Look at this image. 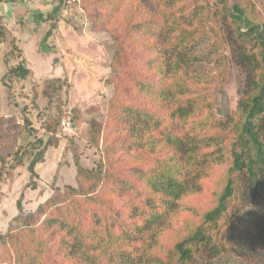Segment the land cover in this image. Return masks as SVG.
<instances>
[{
	"label": "trees",
	"instance_id": "obj_1",
	"mask_svg": "<svg viewBox=\"0 0 264 264\" xmlns=\"http://www.w3.org/2000/svg\"><path fill=\"white\" fill-rule=\"evenodd\" d=\"M179 1L167 2L174 7ZM210 1L214 5L219 0H187V3L210 4ZM80 3L94 28L114 31L117 42L110 63L116 73L106 82L113 84V96L104 104L103 121L87 120L81 135L87 148L94 149L96 160L90 167L82 166L74 150V138L70 139L72 148L68 150L73 153L75 186L55 187L51 197L32 212L26 211L19 200L16 202V214L0 233V264L11 262L10 247L14 250L12 264H51L50 243L44 239L43 226L45 220L66 222L65 215L70 216L67 224L74 232L73 245L65 256L56 254L59 260L54 259L52 264H190L196 251L192 248L210 244L214 245L208 249L211 254L222 253L223 246L215 243V228L227 217L230 205L238 201L237 196L240 194L239 200L244 204L264 202V21L251 19L249 9L237 1L227 10L228 15H222L227 28L232 23L244 30L235 39H227L232 60L245 73L244 87L236 104L237 118L232 124L236 133L232 163L215 205L204 213L201 224L188 237L168 251L159 248V227L169 220L179 200L190 190L193 183L189 182V176L196 178L198 174L191 171L197 144L188 134L195 132L200 124L204 96L209 91L201 90L188 71L193 57L187 44L193 37L176 39V22L166 28L161 23L156 25L154 16L148 15L145 0H81ZM259 3L264 10V0ZM57 12L55 8L36 19L50 25L48 34L56 28ZM5 31L0 18V42ZM169 34L171 42L166 40ZM10 44L11 49L3 56L7 71L1 78L8 103L16 85L24 90L29 74L15 37L10 39ZM63 86L61 78H45L31 85L30 97H25L39 114L37 122L42 132L37 131L34 141L17 147L9 159H0V183L11 175L10 170L19 167L26 169L30 180H36V166L59 143L56 136L64 115ZM73 115L69 124L77 130L83 118L79 109H73ZM138 131L142 138L135 136ZM150 136L157 139L151 142ZM136 146L149 152L146 158ZM118 148L127 160L111 161L109 153ZM129 150L133 152L126 156ZM236 174L240 175L239 179ZM200 177L198 174L197 178ZM118 180L134 186L121 194ZM29 186L35 189L34 185ZM130 192H136L144 204L120 212L118 197L131 196ZM130 213L135 216H127ZM108 215L117 224H110ZM209 227L215 234L208 232ZM253 238L256 239L251 244L263 238L252 255L256 256L257 264H264V232L260 230ZM152 241L156 244L150 246Z\"/></svg>",
	"mask_w": 264,
	"mask_h": 264
},
{
	"label": "rangeland",
	"instance_id": "obj_2",
	"mask_svg": "<svg viewBox=\"0 0 264 264\" xmlns=\"http://www.w3.org/2000/svg\"><path fill=\"white\" fill-rule=\"evenodd\" d=\"M80 1L68 0L63 4L65 0H16L14 3L0 4V15L7 22L14 18L15 26L9 27L17 30V35L5 31V37L0 42V159H9L17 147L34 141L36 133L42 132L37 122L39 114L29 104V98L25 97H30L31 85L45 78H61L64 81L61 92L64 115L60 120L61 131L56 136L58 146L50 148L44 162L36 166L35 181L29 179L25 168L19 167L10 170L11 175L0 183V233L4 232L7 222L16 214L18 200L26 211L32 212L51 197L55 187L62 189L65 185L75 186L73 153L69 151L72 148L69 144L72 137L76 145L74 150L78 153L82 166L90 167L96 160L94 149L87 148L81 135L87 126V120L94 118L103 121L104 104L113 96L114 86L106 82L112 73H116L110 63L117 42L114 31L94 28L84 15ZM167 1L145 0L150 11L148 15L154 16L156 25L161 23L164 28L176 22V39L186 35H190V39L193 37L191 43L187 44L190 48L189 55L193 57L188 71L193 77L192 81L199 83L201 90H209L204 96L200 124L195 132L188 134L193 137V143L197 144L191 171L201 177L197 178L198 174L196 178L189 176V182L193 183L190 190L179 200L169 220L159 227V248L171 251L201 224L204 213L215 205L232 163L231 150L236 140L232 124L237 118L236 104L239 91L244 87L245 73L232 60L227 39H235L244 30L232 23L227 28L222 15H228L227 10L235 1L248 8L250 18L255 21H264V10L259 0H219L214 5L211 1L210 4L199 2L193 5L188 4L187 0H180L174 7ZM55 8H58L56 28H52V34H48L50 25L36 19L45 17ZM10 35H16L17 46L29 74L24 90L16 85L11 91V103H8L7 89L2 85L1 78L7 71L3 56L11 49ZM166 40L171 42V34L166 36ZM214 100V104L206 109ZM73 109H79L82 115L80 127L75 130L70 124L64 129L61 121L64 119L70 123V118L74 116ZM29 129L32 131L29 132ZM135 136L142 138L140 131ZM154 137L150 136L151 142L157 139V136ZM121 138L122 134L119 139ZM139 151L143 152L144 158L149 154L140 148ZM132 152L133 150H129L126 156ZM122 153L119 148L112 150L109 153L111 161L127 160L121 156ZM235 177L239 179L240 175L236 174ZM29 185H34L35 189ZM117 185L121 194L131 191L134 186L127 183L125 185L123 180H118ZM121 194L117 204L120 212L129 211V208L140 203L144 204V200L136 192H130L131 196ZM239 195L238 201L230 205L227 217L219 221V227L215 228L216 234L208 228L210 234H215V243L223 246L222 253L211 254L208 249L213 244L205 247L200 245L199 248H192V251H196L190 264H257L258 261L254 258L256 256L252 254L259 248L263 238H259L261 241L258 240L257 244L251 243H254L252 241L256 238L253 237L260 230L264 232V202L244 204L239 200ZM134 210L132 209L133 212ZM241 215L248 219H243ZM127 216L135 215L130 213ZM69 217L64 216L66 222L55 220L52 223L45 220L44 239L46 237L47 244L50 243L48 259L53 263L54 259L59 260L56 254L65 256L73 245L71 239L74 232L67 224ZM108 221L112 225L117 224L110 215ZM94 222L99 223V220L94 219ZM170 229H174L173 232ZM155 244L152 241L150 246ZM55 245L60 248L55 249ZM10 252L12 262L14 250L11 247ZM173 254L174 263L176 252ZM11 262L1 264H12Z\"/></svg>",
	"mask_w": 264,
	"mask_h": 264
},
{
	"label": "crops",
	"instance_id": "obj_3",
	"mask_svg": "<svg viewBox=\"0 0 264 264\" xmlns=\"http://www.w3.org/2000/svg\"><path fill=\"white\" fill-rule=\"evenodd\" d=\"M23 1H30V0H23ZM33 1V0H32ZM1 2H4V4H8V3H14V2H12L11 0H1L0 1V4H1ZM0 18H1V20H2V25L5 27V29H6V33L8 32V33H10V32H13L14 34H16L17 35V30H16V28H10L9 27V25H13V26H15V23L13 22V21H15L14 20V18L13 19H11V22H7V20H5L1 15H0ZM7 23H9V24H7ZM16 35H13L14 37H16ZM10 38H12V36L10 35L9 36ZM6 39H7V37H6Z\"/></svg>",
	"mask_w": 264,
	"mask_h": 264
},
{
	"label": "built area",
	"instance_id": "obj_4",
	"mask_svg": "<svg viewBox=\"0 0 264 264\" xmlns=\"http://www.w3.org/2000/svg\"><path fill=\"white\" fill-rule=\"evenodd\" d=\"M69 125H70L69 121L64 120V119L61 121V126L64 127V129L68 128Z\"/></svg>",
	"mask_w": 264,
	"mask_h": 264
}]
</instances>
